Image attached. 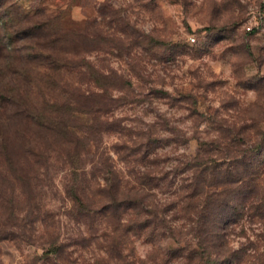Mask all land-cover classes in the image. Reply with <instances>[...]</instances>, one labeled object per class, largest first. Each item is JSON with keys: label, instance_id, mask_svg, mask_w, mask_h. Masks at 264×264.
<instances>
[{"label": "rangeland", "instance_id": "obj_1", "mask_svg": "<svg viewBox=\"0 0 264 264\" xmlns=\"http://www.w3.org/2000/svg\"><path fill=\"white\" fill-rule=\"evenodd\" d=\"M0 17V264H264V0Z\"/></svg>", "mask_w": 264, "mask_h": 264}, {"label": "trees", "instance_id": "obj_2", "mask_svg": "<svg viewBox=\"0 0 264 264\" xmlns=\"http://www.w3.org/2000/svg\"><path fill=\"white\" fill-rule=\"evenodd\" d=\"M15 27L16 26H18V25H16V24H13ZM13 26V27H14ZM7 27V21H6V19H4L3 17H0V29H2V28H6ZM11 27V26H10ZM9 27V28H10ZM8 29V28H7ZM43 29H44V26L43 25H41L40 26V24H36V25H33V26H31L30 27V32L27 34V35H32V37L34 38V37H36V36H38L37 35V32L36 31H40V30H42L43 31ZM8 37H9V39L11 40V37H10V35H8ZM2 39L0 38V41H1ZM10 41H7V43H9ZM13 43H12V41H11V43H9V45L11 46ZM38 44V43H37ZM2 45V43L0 42V46ZM0 51H1V47H0ZM90 74H91V76H92V79L95 81V82H97L96 83V86H98L100 89H103L104 87V85H102L101 83H98V81H97V79H96V74H94V71L92 70V71H90ZM9 89H11L10 87H9ZM10 98H14V96H10ZM4 100H6V98L4 97V95L0 92V107L2 106V104H3V102H4ZM85 101V100H84ZM84 101H83V106H81V107H79V108H77V109H74V110H72V112H74V115L75 114H81V115H85V114H90L91 113V111L88 109V107L86 106V103H84ZM104 104V103H103ZM101 106H102V104H101ZM104 109H103V107H100L99 109H97V111H103ZM20 110H17V112H19ZM39 115H36L35 116V119L36 120H38V122L40 123V124H42V125H44V126H46L47 128H50V129H52V130H54V131H59V132H61V133H63V134H68V133H70L71 132V128H76V126L75 125H72V124H69L68 122H66V121H64V120H56V119H53V118H50V119H46V120H44L42 117H38ZM70 130V131H69ZM76 130H79V129H76ZM80 132V131H79ZM136 201V200H135ZM211 232L212 233H215L214 232V228L212 227V229H211Z\"/></svg>", "mask_w": 264, "mask_h": 264}]
</instances>
